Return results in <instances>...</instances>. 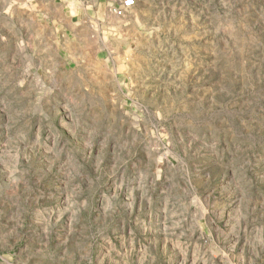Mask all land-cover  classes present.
Returning <instances> with one entry per match:
<instances>
[{
    "label": "rangeland",
    "instance_id": "1",
    "mask_svg": "<svg viewBox=\"0 0 264 264\" xmlns=\"http://www.w3.org/2000/svg\"><path fill=\"white\" fill-rule=\"evenodd\" d=\"M0 0V264H264V0Z\"/></svg>",
    "mask_w": 264,
    "mask_h": 264
},
{
    "label": "built area",
    "instance_id": "2",
    "mask_svg": "<svg viewBox=\"0 0 264 264\" xmlns=\"http://www.w3.org/2000/svg\"><path fill=\"white\" fill-rule=\"evenodd\" d=\"M134 4H135V0H124L122 5L119 7V9L116 10V13L122 15L126 12L127 9L133 7Z\"/></svg>",
    "mask_w": 264,
    "mask_h": 264
}]
</instances>
